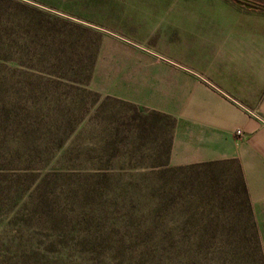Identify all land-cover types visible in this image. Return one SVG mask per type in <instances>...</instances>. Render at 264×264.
<instances>
[{
  "label": "rangeland",
  "instance_id": "rangeland-1",
  "mask_svg": "<svg viewBox=\"0 0 264 264\" xmlns=\"http://www.w3.org/2000/svg\"><path fill=\"white\" fill-rule=\"evenodd\" d=\"M198 29L262 35L264 0H0V264H264L238 162L168 165L130 101Z\"/></svg>",
  "mask_w": 264,
  "mask_h": 264
},
{
  "label": "crops",
  "instance_id": "crops-1",
  "mask_svg": "<svg viewBox=\"0 0 264 264\" xmlns=\"http://www.w3.org/2000/svg\"><path fill=\"white\" fill-rule=\"evenodd\" d=\"M185 33V60L138 63L140 96L130 101L174 118L168 165L234 160L250 197L263 200L264 34Z\"/></svg>",
  "mask_w": 264,
  "mask_h": 264
},
{
  "label": "trees",
  "instance_id": "trees-1",
  "mask_svg": "<svg viewBox=\"0 0 264 264\" xmlns=\"http://www.w3.org/2000/svg\"><path fill=\"white\" fill-rule=\"evenodd\" d=\"M243 188H244V190L246 191V186H245V183L243 184Z\"/></svg>",
  "mask_w": 264,
  "mask_h": 264
},
{
  "label": "built area",
  "instance_id": "built-area-1",
  "mask_svg": "<svg viewBox=\"0 0 264 264\" xmlns=\"http://www.w3.org/2000/svg\"><path fill=\"white\" fill-rule=\"evenodd\" d=\"M237 133L240 134L241 133V130H237Z\"/></svg>",
  "mask_w": 264,
  "mask_h": 264
}]
</instances>
